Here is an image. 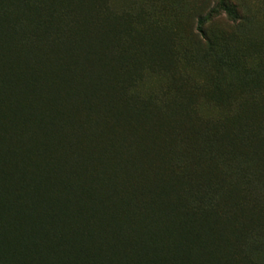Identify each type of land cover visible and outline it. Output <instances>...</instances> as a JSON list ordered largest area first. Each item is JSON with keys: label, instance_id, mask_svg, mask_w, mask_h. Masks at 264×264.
<instances>
[{"label": "trees", "instance_id": "1", "mask_svg": "<svg viewBox=\"0 0 264 264\" xmlns=\"http://www.w3.org/2000/svg\"><path fill=\"white\" fill-rule=\"evenodd\" d=\"M111 1L0 0V264H264V104L143 97Z\"/></svg>", "mask_w": 264, "mask_h": 264}, {"label": "rangeland", "instance_id": "2", "mask_svg": "<svg viewBox=\"0 0 264 264\" xmlns=\"http://www.w3.org/2000/svg\"><path fill=\"white\" fill-rule=\"evenodd\" d=\"M227 1L236 17L218 9L219 0L111 1L115 10L130 11L142 21L141 35L128 41L141 44L135 69L143 97L167 89L175 95L195 90L196 102L210 117L216 116L220 102L224 111L252 101L264 104V0ZM201 16L211 18L206 33L216 42L215 52L228 57L223 65L215 52H208V40L198 35ZM155 40L165 47L162 65L168 63L161 73L149 64Z\"/></svg>", "mask_w": 264, "mask_h": 264}]
</instances>
